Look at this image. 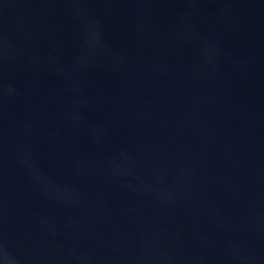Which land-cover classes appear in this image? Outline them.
Here are the masks:
<instances>
[{
	"label": "water",
	"instance_id": "obj_1",
	"mask_svg": "<svg viewBox=\"0 0 264 264\" xmlns=\"http://www.w3.org/2000/svg\"><path fill=\"white\" fill-rule=\"evenodd\" d=\"M0 264H264V0H0Z\"/></svg>",
	"mask_w": 264,
	"mask_h": 264
}]
</instances>
